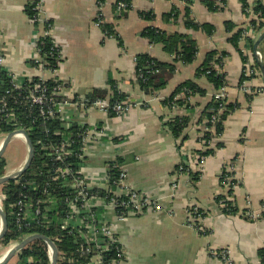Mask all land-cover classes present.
Masks as SVG:
<instances>
[{"label":"crops","instance_id":"obj_1","mask_svg":"<svg viewBox=\"0 0 264 264\" xmlns=\"http://www.w3.org/2000/svg\"><path fill=\"white\" fill-rule=\"evenodd\" d=\"M213 1L221 10H208L202 0H132L128 11L118 13L117 0H0V54L4 58L1 67L8 75L44 82L58 79L72 95L79 97L90 96L94 89L108 90L112 81L127 100L141 103L115 116L93 108L82 120L100 130L85 161L93 175L96 177L107 163L116 160L127 172L128 183L151 195L161 206L159 212L132 216L116 227L129 256L123 264H224L213 254L224 248L229 250L233 264H260L259 252L264 248V80L259 62L264 67V37L255 50L254 44L264 27L259 31L253 28L249 21L256 19L247 17L240 0ZM30 4L37 7L36 18L27 14ZM173 8L178 17L166 20L165 15ZM187 10L194 22L214 27L211 35L185 28ZM141 12L151 13L153 19L142 18ZM99 15L101 23L112 25L121 44L105 36L101 23H96ZM225 22L233 24L232 32L226 30ZM146 27L158 28L167 35L178 32L195 40V60L189 64L175 62L174 55L164 52L161 44H151L141 36ZM240 28L244 31L239 50L259 66L250 84L260 91L250 99L239 90L245 64L238 48L229 42ZM45 35L61 52V61L53 72L34 65L35 46ZM246 37L251 38L252 44ZM212 50L225 54L221 56V69L227 80L226 99L239 103V108L224 121V131L213 143L221 146L215 147L201 166L193 167L199 171L197 179L192 176L194 169L176 177V166L187 163V158L191 164L196 163L200 150L199 137L205 126L197 121L216 90L206 77H196V71ZM255 51L260 53V60ZM139 54H149L163 64L176 66L166 87L153 95L145 94L136 83L135 57ZM187 80L195 82L206 94L193 97L191 109L165 106L162 100ZM175 115L190 117L185 130L187 139L180 148L165 125ZM23 143L26 157L11 174L21 170L27 160L28 144ZM223 167L233 172L236 181L233 199L239 212L235 215L222 214L215 202L218 195L227 192L228 186L220 180ZM5 183L0 188L9 194ZM192 204L207 212L203 221L206 235L186 224V212ZM248 212L254 217L248 218ZM2 240L0 247L4 249L0 256L10 248ZM58 248L65 251L61 244ZM21 251L14 255V264L24 261ZM41 264H48V260Z\"/></svg>","mask_w":264,"mask_h":264},{"label":"built area","instance_id":"obj_2","mask_svg":"<svg viewBox=\"0 0 264 264\" xmlns=\"http://www.w3.org/2000/svg\"><path fill=\"white\" fill-rule=\"evenodd\" d=\"M247 1L249 6L244 13L258 22V16L251 7L255 0ZM34 10H37L36 6ZM126 10H129L128 5L119 0L116 11L119 13ZM96 23H101L100 15ZM247 33L246 30L245 35ZM52 48L61 59L57 45L53 44ZM255 57L261 59L258 51H255ZM3 62L4 58L0 54V67ZM59 63L60 60L57 65ZM34 65L45 66L39 44L35 46ZM244 67L246 79L239 85V90L244 94L254 95L260 90L254 89L250 84L256 73L253 62H246ZM47 70L53 72L56 69ZM216 70L219 74L222 73L221 68L217 67ZM8 76L11 78L12 88L5 90L0 97V125L13 132L23 131L30 138L35 137L32 142L34 159L30 168L12 180L16 190L11 195L0 188V209L5 214L8 210L12 229L18 234L16 239L9 241V250L24 238L41 234L55 246L56 264H123L129 256L116 227L144 210L159 212L161 206L151 195L128 183L126 171L116 160L107 163L96 177L93 175V170L85 166V161L91 145L99 138L100 130L89 127L82 120L93 108L103 113L112 111L122 115L141 103L127 99L112 105L107 99L97 98L91 101L86 97L72 95L66 84L58 79H54V86L48 88L42 79L35 81L33 78ZM225 89V86L220 87L214 94L215 98L224 100L227 97ZM18 108H24L26 112L18 115ZM51 125H58V128L51 130ZM206 130L213 131L205 127L204 131ZM8 133L0 131V149ZM15 136L26 142L23 133ZM202 136L203 133L200 134L199 143L206 149L211 146V142L206 144ZM206 157L202 154L197 156L199 166ZM187 173L188 168L179 165L175 176ZM10 174L5 172L0 178ZM230 181L231 177H226L224 185L229 186ZM10 184L11 182H6L5 187ZM172 186L175 187L176 184L173 183ZM11 198L13 200L9 203ZM262 212L264 214V207ZM186 216V224L194 229L198 227L194 222L203 223L205 218L195 204L187 209ZM246 216L254 217L251 212L246 213ZM1 228L0 217V231ZM40 241L45 243L44 252L48 264H51L53 248L48 242ZM64 242L69 245L63 244L65 251L62 252L58 246ZM213 254L224 264H233L228 249L224 248ZM5 255L0 256V262ZM23 260L17 264H38L34 256L28 255Z\"/></svg>","mask_w":264,"mask_h":264},{"label":"trees","instance_id":"obj_3","mask_svg":"<svg viewBox=\"0 0 264 264\" xmlns=\"http://www.w3.org/2000/svg\"><path fill=\"white\" fill-rule=\"evenodd\" d=\"M102 1V0H100ZM119 0H117L118 2ZM128 5V8H131V1L132 0H122ZM242 3L243 12H245V8L249 6V3L247 0H240ZM203 4L206 6V8L210 11H219L221 8H218L215 5V2L213 0H202ZM116 5V4H115ZM35 4L27 5L26 11L30 18H36L37 11L34 10ZM252 11L253 13L257 14L259 21L251 19L249 23L253 26V28L257 31L261 30L264 27V4L261 0H255L252 5ZM141 17L147 20L153 19V15L151 13L141 12ZM178 17V11L177 9L173 8L168 14L165 15V19H176ZM185 20H184V26L187 29L191 30H202L207 35H211L212 31L214 30V27L210 24H199L193 21L190 17L189 10L185 11L184 14ZM226 30L229 32H232L233 30V24L229 22H225ZM101 28L107 37L115 38L119 44H121L120 38L115 33L112 25L110 24H103L101 23ZM243 31L244 29L240 28L237 29L229 38V42L234 48H238L237 51L240 54L241 60L244 64L248 62V58L244 56L242 52H240L238 43L240 39L243 37ZM141 36L146 38L149 43L151 44H161L163 47L164 52L167 54H173L174 55V61L180 62L181 64H189L192 63L198 52L197 43L195 40L191 39L189 36L181 33H173L170 35H167L164 31H161L158 28L155 27H146L142 33ZM248 43L252 44V40L250 37H246ZM39 47H40V55L43 57V60L45 62V68L47 69H57L58 60L61 61L60 57L57 56L55 52H53V41L48 36H41L39 38ZM216 50H212L208 52L205 55V58L202 62V64L199 66V68L196 71V77L204 76L208 80V82L213 86L214 90H218L220 87H227V80L225 74L222 72L221 74L218 73L216 68L214 67L217 65L219 68H221L222 65V58L221 56H225L224 53L218 54ZM218 56V57H217ZM220 56V57H219ZM258 63L254 61L253 68L255 71L258 70ZM244 69L242 71V75L240 78V83L243 82V80L246 79L244 76ZM257 69V70H256ZM135 80L141 91H143L145 94L153 95L157 93L158 91L162 90L166 87L168 80L171 78L173 72L176 70L175 64H163L159 62L154 57L150 56L149 54H139L135 57ZM35 81L37 79L34 78ZM54 79H50L45 82V85L48 86V88H52L54 86ZM27 85V84H26ZM12 88L11 78L6 73V70L0 67V97L4 94L5 90H8ZM215 91V92H216ZM182 94V95H181ZM206 94V91L202 88H200L195 82L191 80L184 81L180 83L173 92L165 99L162 100L163 104L167 107H182L185 109H191V99L195 96H204ZM247 99H250L252 95L246 94ZM89 98V100L93 101L97 98L101 99H107L108 102L112 105L118 101H124L127 97L120 93L116 87L115 83L111 81L110 88L108 90H101V89H94L90 96L86 97ZM237 108H239V103L234 102L230 103L225 98L224 100H220L215 98L213 95L210 99V101L207 103L204 110L201 112V116L198 119L197 123L201 124L204 123V126L206 128H211V130H206L203 132L202 138L206 141V144L208 142H211V146L204 149V146L200 145V150L198 152V157L200 154L205 156H210L214 152V148L221 146L220 143H217L216 145H213L214 141L219 138L223 131H224V121L227 119V117L233 113ZM17 114H22L25 111L24 108L17 109ZM109 116H115L117 115L115 112L109 111ZM22 116V115H21ZM213 117V120H212ZM24 119V116L21 117ZM190 122V117L186 115H175L173 118H171L168 122L165 123L168 132L171 134V136L178 141V147L180 148V145L187 139V134L185 132L186 128L188 127ZM58 128V125H51V130H54ZM0 131L2 132H9L10 129H6L0 125ZM35 137H31V140L34 141ZM215 144V143H214ZM190 160L187 158V163L183 162V164L186 168H188V173L191 172V169L193 170L196 165H198L199 160L196 159L194 164H191L189 162ZM5 163L2 159H0V176L4 174ZM179 165L176 166V172L178 170ZM194 167V168H193ZM195 172H192V176L194 177V180L198 177V172L196 169H194ZM127 173V172H126ZM114 174V173H113ZM226 177H231L230 185L227 187V192L224 195H218L215 198V202L217 206L219 207V210L224 215H235L239 212L237 205L235 204V201L233 199V185L236 184V181L233 177V172L229 171L227 167H223L220 175V180L224 181ZM14 182L11 181V184L8 188L9 194L12 195L13 191L16 190V187L14 186ZM13 198H11L10 201H12ZM200 211L203 212V216L205 217L207 215V212L200 208ZM153 212L150 210H144L141 214L148 215L152 214ZM7 214V221H8V232L3 237L2 243L7 244L12 239H16L18 234L14 233L12 226L10 224L11 217L10 214H8V210H6ZM141 214L136 215V217ZM187 214V212H186ZM187 219V216H186ZM197 224V228L195 230L202 235L208 234V231H206L205 227L203 226V223L200 222H194ZM46 235H49L46 233ZM40 241V240H36ZM34 241L33 244H31L29 247H33L31 250L30 248L22 249V257L26 256H34L38 260V264L40 263H47V256L44 252V247H42L41 242ZM69 245V243H62ZM65 247V246H64ZM260 257V264H264V248L260 250L259 252Z\"/></svg>","mask_w":264,"mask_h":264},{"label":"water","instance_id":"obj_4","mask_svg":"<svg viewBox=\"0 0 264 264\" xmlns=\"http://www.w3.org/2000/svg\"><path fill=\"white\" fill-rule=\"evenodd\" d=\"M263 37H264V32L259 36L258 40L255 42L254 50L256 49L258 43L261 41V39ZM259 66L261 68L263 80H264V67H263L261 62H259ZM17 133H23L25 138H26V142L28 144L27 160H26V162H25V164L21 170L17 171L16 173H13V174H10V175H7L5 177L0 178V184H3V183H5L11 179H14L16 175H20L23 172H25L26 169L30 166L31 161L33 159L34 148L32 145V141L29 138V136L23 131H19V132L15 131V132H11L7 135V137L5 138V140L3 142L1 150H0V157L3 154V152L5 151V148H6L7 144L9 143L10 139L12 138V136L16 135ZM0 216H1V220H2V228L0 231V240H1L7 233L8 221H7V217H6L5 212L1 209H0ZM35 240H43V241L48 242L51 245V247L53 248V257H52L51 264H56V248L53 245V243L49 240V238H47L46 236L41 235V234H35V235H31V236L24 238L19 244H17L16 246H14L12 249H10L7 252V254L3 258L2 262H0V264H6L19 250L23 249L26 245L30 244L31 242H33Z\"/></svg>","mask_w":264,"mask_h":264},{"label":"rangeland","instance_id":"obj_5","mask_svg":"<svg viewBox=\"0 0 264 264\" xmlns=\"http://www.w3.org/2000/svg\"><path fill=\"white\" fill-rule=\"evenodd\" d=\"M128 11V10H126ZM26 145L23 143V141L19 138H13L10 140V142L7 144L5 151L2 155V160L5 163V171L10 172L16 168H18L24 161L26 157ZM41 242V241H36ZM33 244V243H31ZM31 244L27 245L30 246ZM42 245H45V243L41 242ZM33 248V247H31ZM4 247H0V252L3 251ZM17 261V257L14 256L9 261L10 264H14Z\"/></svg>","mask_w":264,"mask_h":264}]
</instances>
